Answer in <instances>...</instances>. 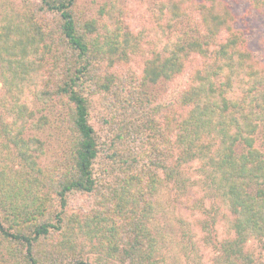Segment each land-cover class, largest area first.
Wrapping results in <instances>:
<instances>
[{
    "label": "trees",
    "instance_id": "1",
    "mask_svg": "<svg viewBox=\"0 0 264 264\" xmlns=\"http://www.w3.org/2000/svg\"><path fill=\"white\" fill-rule=\"evenodd\" d=\"M211 1H160L150 12L157 40L136 70L116 2L87 19L79 0H0V264L1 247L22 264H161L151 260L143 204L151 208L161 186L179 188L192 174L227 225L226 237L210 239L213 264H264V150L255 145L264 66L234 14ZM246 1L264 14V0ZM178 80L184 85L169 92ZM93 119L121 151L101 156ZM48 123L64 137L51 174L35 161L40 142L25 137ZM102 157L115 165L104 164L111 179L102 207L63 219L71 194L97 190ZM208 216L202 224L212 234L216 217Z\"/></svg>",
    "mask_w": 264,
    "mask_h": 264
},
{
    "label": "rangeland",
    "instance_id": "2",
    "mask_svg": "<svg viewBox=\"0 0 264 264\" xmlns=\"http://www.w3.org/2000/svg\"><path fill=\"white\" fill-rule=\"evenodd\" d=\"M160 1L163 0H79L78 10L82 16L85 15L87 19H90L98 18L96 12L101 6H108L112 2H116L121 7L123 13L119 19L123 23L121 25L122 32L126 33L127 37L125 39L130 40L125 47L123 46L125 49L124 55L129 56V64L137 70L143 65L144 59L142 58L149 56L147 52L154 46V40H157L150 12L158 9ZM217 2L219 4L215 5L212 0L211 3H207V6L215 10L223 8V6L229 8L235 16L236 27L245 32L248 47L255 59L264 66V14L250 8V4L246 0H217ZM137 38L144 40V42L135 46L131 40ZM179 80L168 86L169 92L180 89L184 85V81ZM163 87L161 85L158 88L161 93ZM1 91H4V86L0 81ZM39 116L40 114H37L36 118H39ZM92 123L97 131L99 146H102L100 148L101 156L111 154L116 147L119 148L117 151H121L122 146L118 143L109 148L111 134L102 124L98 123L97 119H93ZM51 125L54 124L48 123L45 127L46 130H28L25 134L26 138H36L40 142L38 148L43 153H38V158L35 161L42 172L50 174L54 167L58 168L60 158L64 155V137L59 135L57 129L52 128ZM255 140V145L264 150V131L259 132ZM11 158L8 157L9 160ZM104 158H100L94 164L97 190L92 194H71L67 199L68 204L65 208L67 217L65 216L63 219L70 217L73 211L89 213L93 211L92 209L102 207L100 203V206H97L98 203L96 202L99 198H102L100 192H103L106 182L111 179L106 177L104 164L108 163L107 168L115 166L109 161L110 159L107 158L106 162V158L105 161ZM16 162H19V160H16ZM196 167L197 162H193L188 166V169L193 168L195 170ZM35 175L40 177L38 174ZM160 177L164 178L163 175ZM190 178L189 183H184L179 188L173 181L166 187L161 186L160 190L153 193L150 198L151 208H148L147 203L143 204V215L139 217L143 221L150 220L152 224L153 249L150 253L153 261H163L164 264H213V259L218 254L217 247L212 244L213 237L219 240L227 236V225L220 217L221 215L213 213V209H211L213 201L211 202L208 198L209 192L200 181V176L192 174ZM54 198V209L59 210V199L55 196ZM220 211L229 217L225 209ZM51 212V214L54 213V211ZM206 214L209 215L208 217H216L212 234L207 233L203 228L202 223L206 218ZM254 246L256 245L254 244ZM1 252L7 264H22L20 263L21 260L6 255L5 247H1ZM97 255L93 257L89 255L87 260L93 262L98 258Z\"/></svg>",
    "mask_w": 264,
    "mask_h": 264
}]
</instances>
